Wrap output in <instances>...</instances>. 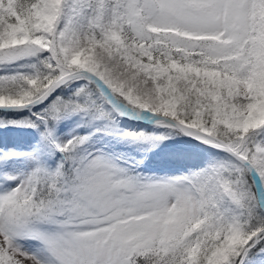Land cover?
Segmentation results:
<instances>
[{"label":"snow or ice","instance_id":"obj_1","mask_svg":"<svg viewBox=\"0 0 264 264\" xmlns=\"http://www.w3.org/2000/svg\"><path fill=\"white\" fill-rule=\"evenodd\" d=\"M0 264H264V0H0Z\"/></svg>","mask_w":264,"mask_h":264}]
</instances>
